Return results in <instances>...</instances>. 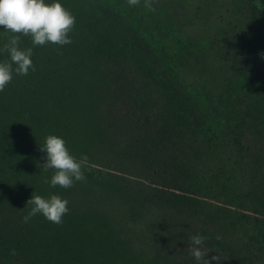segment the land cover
I'll return each instance as SVG.
<instances>
[{"label": "rangeland", "instance_id": "obj_1", "mask_svg": "<svg viewBox=\"0 0 264 264\" xmlns=\"http://www.w3.org/2000/svg\"><path fill=\"white\" fill-rule=\"evenodd\" d=\"M60 2L82 49L21 36L36 70L0 91V235L41 264H197V234L207 259L264 264V0ZM49 135L85 181L51 186ZM33 193L69 201L61 224L23 222Z\"/></svg>", "mask_w": 264, "mask_h": 264}, {"label": "clouds", "instance_id": "obj_2", "mask_svg": "<svg viewBox=\"0 0 264 264\" xmlns=\"http://www.w3.org/2000/svg\"><path fill=\"white\" fill-rule=\"evenodd\" d=\"M129 5L136 6L140 0H128ZM145 7L155 11L151 0H146ZM257 7H262L259 3ZM76 23L74 14L64 6L60 0L46 3V0H0V27L14 35L10 38L4 49L10 55V60L0 61V91H3L13 79V72L19 75H27L29 69L35 71L33 64V47L21 49L19 47L21 36L31 38L33 46H44L45 44L66 45L72 43L69 33L73 31ZM13 65H16L13 68ZM41 151L46 152L45 162L42 167L45 170L53 169L51 186L71 188L76 181H85L84 168L87 166V156L77 158L67 147L66 141L57 135H49ZM45 183L49 181L44 180ZM31 206L23 217L27 223L37 214H42L45 219L61 224L63 217L69 212L67 199L52 194L50 198L32 194L26 202ZM220 239V236L216 237ZM207 238L201 235H192L189 238V253L194 257L197 264H212L215 260L220 264L219 255L207 259L208 249L204 247ZM16 255L15 249L12 252Z\"/></svg>", "mask_w": 264, "mask_h": 264}, {"label": "trees", "instance_id": "obj_3", "mask_svg": "<svg viewBox=\"0 0 264 264\" xmlns=\"http://www.w3.org/2000/svg\"><path fill=\"white\" fill-rule=\"evenodd\" d=\"M61 1V0H60ZM47 3V2H46ZM51 3V2H49ZM68 8V6H66ZM69 9V8H68ZM3 29L2 27H0ZM0 29V54L4 60H10V55L7 51H5L4 46L8 43L10 38L14 34H9L7 31H2ZM74 30L69 33L72 43L66 44L67 47L72 48L73 51L79 52L82 47L83 42V32L77 30L76 26L73 28ZM63 45L62 47H65ZM19 47L21 49L27 48L25 44L20 41ZM62 47H60L62 49ZM147 121V120H144ZM13 249L16 251V255H13ZM38 248L35 243L30 240L24 239H11L0 235V264H41L38 261ZM45 258L48 256L45 255ZM34 262V263H33ZM50 264V263H49Z\"/></svg>", "mask_w": 264, "mask_h": 264}]
</instances>
